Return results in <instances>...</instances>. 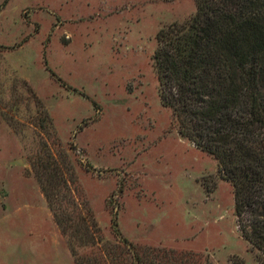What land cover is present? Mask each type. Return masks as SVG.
<instances>
[{
    "label": "rangeland",
    "instance_id": "obj_1",
    "mask_svg": "<svg viewBox=\"0 0 264 264\" xmlns=\"http://www.w3.org/2000/svg\"><path fill=\"white\" fill-rule=\"evenodd\" d=\"M195 10V0H0V264H77L43 192L62 174L76 177L67 194L89 236L113 243L115 220L138 246L264 264L216 160L179 134L159 97L156 34Z\"/></svg>",
    "mask_w": 264,
    "mask_h": 264
},
{
    "label": "trees",
    "instance_id": "obj_2",
    "mask_svg": "<svg viewBox=\"0 0 264 264\" xmlns=\"http://www.w3.org/2000/svg\"><path fill=\"white\" fill-rule=\"evenodd\" d=\"M195 4L156 34L159 97L179 134L216 160L232 186L241 235L264 262V0ZM72 189L76 177L62 174L43 192L77 264H207L200 253L138 246L114 219L113 243L99 230L89 236Z\"/></svg>",
    "mask_w": 264,
    "mask_h": 264
}]
</instances>
